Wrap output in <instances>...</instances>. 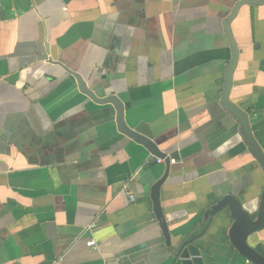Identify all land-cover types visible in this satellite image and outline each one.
Listing matches in <instances>:
<instances>
[{"label": "crops", "instance_id": "1", "mask_svg": "<svg viewBox=\"0 0 264 264\" xmlns=\"http://www.w3.org/2000/svg\"><path fill=\"white\" fill-rule=\"evenodd\" d=\"M263 204L264 0H0V264H254Z\"/></svg>", "mask_w": 264, "mask_h": 264}, {"label": "water", "instance_id": "2", "mask_svg": "<svg viewBox=\"0 0 264 264\" xmlns=\"http://www.w3.org/2000/svg\"><path fill=\"white\" fill-rule=\"evenodd\" d=\"M264 223V204L260 208L258 220L244 230L238 240V247L242 254L254 264H264V258L251 250L246 244L247 235L259 228ZM173 264H214L211 256L199 250L194 245H189L178 253Z\"/></svg>", "mask_w": 264, "mask_h": 264}, {"label": "built area", "instance_id": "3", "mask_svg": "<svg viewBox=\"0 0 264 264\" xmlns=\"http://www.w3.org/2000/svg\"><path fill=\"white\" fill-rule=\"evenodd\" d=\"M163 159H158V161H162ZM171 161H173L172 159H171ZM87 245L88 246H95L96 245V243H95V241L94 240H89L88 242H87ZM249 262V261H248Z\"/></svg>", "mask_w": 264, "mask_h": 264}]
</instances>
